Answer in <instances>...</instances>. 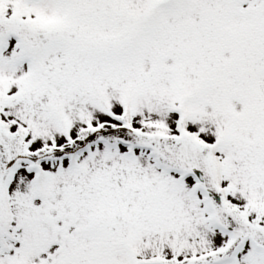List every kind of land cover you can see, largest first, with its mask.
Returning a JSON list of instances; mask_svg holds the SVG:
<instances>
[{"label": "snow or ice", "instance_id": "snow-or-ice-1", "mask_svg": "<svg viewBox=\"0 0 264 264\" xmlns=\"http://www.w3.org/2000/svg\"><path fill=\"white\" fill-rule=\"evenodd\" d=\"M0 264H264V0H0Z\"/></svg>", "mask_w": 264, "mask_h": 264}]
</instances>
